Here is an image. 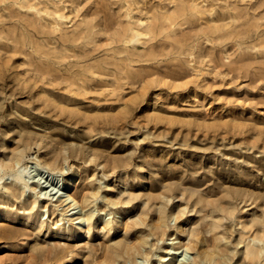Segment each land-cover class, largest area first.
<instances>
[{
	"label": "rangeland",
	"instance_id": "1",
	"mask_svg": "<svg viewBox=\"0 0 264 264\" xmlns=\"http://www.w3.org/2000/svg\"><path fill=\"white\" fill-rule=\"evenodd\" d=\"M1 165L0 264H264V0H0Z\"/></svg>",
	"mask_w": 264,
	"mask_h": 264
},
{
	"label": "bare ground",
	"instance_id": "2",
	"mask_svg": "<svg viewBox=\"0 0 264 264\" xmlns=\"http://www.w3.org/2000/svg\"><path fill=\"white\" fill-rule=\"evenodd\" d=\"M77 150H80V149H77ZM77 150H75V151H77ZM29 163H31V162H29ZM22 165H23L22 159H18L16 162H14V169L13 170H14L15 178H17L20 181V185L24 189L28 188L29 190H31L33 192V197H34V201H35L34 204L35 205H39L40 197H41L40 194H41V191L43 190L42 187L47 188L48 187L47 185H49V184H50V186L53 185L54 182L56 181L57 175L56 174H52L51 179L49 178L50 180H48V184L46 186H42L43 182H41V181H36L35 180V181L30 182L28 180L29 178L27 179V177L24 175V171H26L28 166L26 165L25 167H23ZM34 167H35V171L37 172V176L41 175L42 178H43L45 176V173H46L48 167L43 165L41 162H36ZM2 170H3V165L0 166V171H2ZM59 172H61V171H59ZM64 174H65V172L63 171V173H61V175L63 176ZM0 176H1V172H0ZM34 178H35V176H34ZM54 178H55V180H54ZM38 179L40 180L41 178H38ZM78 179H79V177L77 175L76 167H73L69 177L65 180L64 188L62 189L63 192H59L58 200L62 201V199H63L64 202H66V204L68 206L72 207V210H77V212L75 214L77 215V219L79 220L78 223L80 225H83L84 223L87 222L88 223V227H90V226H93V227H96V228L101 227V228H99L96 231H99L100 229H106L108 227L109 220L105 219V218H101L102 222L94 221L93 212H87L86 210H84L83 202L79 201L77 199V197L74 195V190H75L76 182L78 181ZM59 190H61V189H59ZM83 200H84V204H87L88 200H87V196L86 195H84ZM46 211H47V213L49 212L48 210H46ZM2 220H3V216H2V214H0V222ZM92 222H94V224H92ZM89 223H91V224H89ZM40 225L41 224H39V226ZM32 227L33 228H37V225L35 226L33 224ZM108 230L114 232V231L118 230V228H116V229L115 228L114 229H110L109 228ZM180 230H181V233H184V232H186L187 227L186 226H182L180 228ZM118 232H120V231H118ZM118 232H116V233H118ZM116 233H114V234H116ZM90 236H91L90 230L85 227V228H82V234L78 235L77 237L78 238H82L81 240H83V239H88ZM191 236H192V233L189 232V237H191ZM175 239L176 238H173L171 240L174 241ZM109 243H110L111 246L112 245H114V246L117 245L116 242L113 241L111 238L109 240ZM173 243L174 242H171L169 245H171ZM1 249L2 248H0V251H1ZM172 249L175 250V248H172ZM177 249H178V251H176L174 253H170V251H166L167 255L170 256V258L168 260H165L167 262V264H181L182 260L180 261L179 258L181 256L185 255L187 253V251L190 250V247L184 246L182 244H179ZM259 250L261 252L264 251V247H260ZM171 254H173L174 256L171 257Z\"/></svg>",
	"mask_w": 264,
	"mask_h": 264
}]
</instances>
